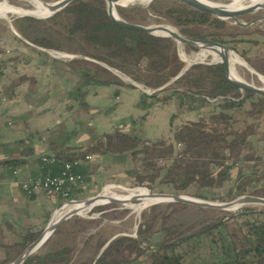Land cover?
Wrapping results in <instances>:
<instances>
[{"label": "trees", "instance_id": "1", "mask_svg": "<svg viewBox=\"0 0 264 264\" xmlns=\"http://www.w3.org/2000/svg\"><path fill=\"white\" fill-rule=\"evenodd\" d=\"M148 9L153 13L167 16L168 19L173 17V23L185 35L215 39L229 44L231 48L237 50L230 43L232 39L227 37L230 34L223 35L224 32L215 31L202 32L195 27V25L201 24L215 27L226 25L224 19L209 12L195 9L177 0H152ZM63 10L71 14L69 31H79L86 41L105 48V55L96 56L97 58L121 69L133 80L142 82L155 90L151 94L142 93L143 98L150 99L151 102L144 104L145 100L142 98L137 104L139 107L146 109L151 107L154 102H165L177 98L179 107L185 105V101L188 100L190 105L189 108L187 107L188 110H192L198 100L209 104L211 101L207 99L216 102L215 107L218 105L220 109L217 112L213 111L211 119L218 122H213L215 125L222 124V128L219 125L216 127L202 124L199 121L187 120L173 130L171 139L167 143L162 140L139 139L134 134L116 132L114 138L106 134L105 147L108 151L125 157L135 156L138 155V151L135 149L144 140L145 146L142 151L144 154H148L151 150L166 149L172 156L176 145L180 144L182 152L177 155L175 152V158L173 156L170 158L172 159L171 164L163 169L165 172L158 185L167 186L169 192L190 193L195 197L207 200L229 201L236 196L250 193L244 186L247 185V182H240L242 179L245 180L246 174H242L241 168H238L237 174L233 176L230 173L232 165L227 164L226 161L228 159L226 151H232L237 145L244 143L250 135V127L243 134L242 132L240 134L233 132L230 128L231 124H229L232 122L233 116L228 114V111L241 109L245 106L246 101L253 106L257 103L253 102V99L257 98V101L261 102L264 99L263 95L239 91L225 78L224 70L218 62L193 63L169 83V80L183 68V61L178 57L175 41L171 37L154 35L141 29L116 24L108 16L104 0H71L63 7ZM118 10L123 17H126L123 9L119 8ZM27 17L36 21V18L32 16ZM17 29L24 34L22 28L17 27ZM249 39L250 37L240 38V40ZM15 40L20 41V38L16 37ZM30 40L40 46L55 47L44 36H36ZM187 46L195 48V45L192 44H187ZM262 50L259 54H264V49ZM239 53L245 56L243 52ZM251 64L256 67L253 63ZM112 81L117 85L124 84V81L117 77ZM172 83L173 85H171ZM128 85L134 87L132 83H128ZM79 90L81 89L76 88L75 92ZM118 93V89H115L113 94L116 96ZM242 110L246 111L244 108ZM201 151L209 154L206 162L199 158ZM72 159L68 157V160L72 161ZM19 162L18 160H9L5 163L12 166ZM43 163L46 169H53L47 173L50 175L58 174L62 169V163L58 158H52V162ZM146 167L150 169L147 170L146 175L139 174L135 170L134 172L128 170L127 173L136 174L135 180L138 183H152L156 174L152 175L150 172L153 171L155 163L148 161ZM251 175L263 180L264 183V170L253 171ZM226 184L229 188L224 186ZM138 190L149 192L145 189ZM78 191V188L73 190L70 197L78 198ZM158 207L157 204L152 205L148 211L143 213V222L138 227L137 237L118 235L113 239L111 237L101 239L97 242V251L111 240L97 258L92 257L88 262L82 261L75 264H131L145 253L152 259L153 264H264V208L256 209L245 206L231 214L241 218L235 230L230 229V225L235 223L234 220L229 222V217L212 216L207 222L204 221L206 223L201 225L197 231L185 233L181 231V235L171 236L173 232L168 230L167 224L175 213L188 208L207 212L210 210L169 202L164 204V211L158 214ZM76 218L79 219V217ZM38 235V233L27 232L23 238L22 249L35 240ZM197 236H201L203 239L201 242L198 241L199 245L202 243L203 250L187 259V254L181 250V247L184 242L191 239L195 243ZM68 252L69 249L62 247L57 250H52L50 247L42 250L39 247L34 253L27 256L22 264H49L55 261H65L68 264L70 262Z\"/></svg>", "mask_w": 264, "mask_h": 264}, {"label": "crops", "instance_id": "2", "mask_svg": "<svg viewBox=\"0 0 264 264\" xmlns=\"http://www.w3.org/2000/svg\"><path fill=\"white\" fill-rule=\"evenodd\" d=\"M14 29L6 25L1 31L7 34L0 36L5 41L4 49L0 48V264L10 263L17 257L23 250L24 235L40 234L51 217L56 216L55 210L62 202L42 193L26 195L16 182L13 170L19 179H27L53 170L45 168L42 157L58 158L60 163L70 161L68 157H71L78 163L77 172L85 177L77 195L88 192L79 197L90 196L110 178L126 177L123 170L126 165L120 159L123 156L105 149V135L113 136L117 132L142 139L164 137L167 132L161 133L162 128L152 121L159 110L157 107H164L169 101L141 108L137 104L144 91L99 60L71 52L72 55H52L15 26ZM16 37L22 41H16ZM116 77L124 84L112 81ZM128 83L134 87L130 88ZM76 88L81 90L75 92ZM115 89L119 91L116 96ZM143 100L144 104L151 102ZM185 111L178 127L184 121H194L196 111ZM171 113L169 125L174 115ZM136 120L149 126L132 128ZM9 160L20 162L8 166L5 162ZM117 187L105 185L101 193L113 192L111 189ZM55 246L56 243L50 249L61 248ZM83 247L81 244L79 248ZM101 249L93 255L94 259ZM89 255L86 252L76 260L74 254H69V264L88 262L85 256ZM142 264L152 263L145 260Z\"/></svg>", "mask_w": 264, "mask_h": 264}, {"label": "rangeland", "instance_id": "3", "mask_svg": "<svg viewBox=\"0 0 264 264\" xmlns=\"http://www.w3.org/2000/svg\"><path fill=\"white\" fill-rule=\"evenodd\" d=\"M3 1H7L6 3L7 6L15 5L29 9L34 8V4L31 0H0V5L4 4ZM44 1H55V0H44ZM151 1L152 0H148L146 3L143 4H131V5L115 2V7L117 6V10L119 8L123 9L122 11L126 17H123V15L119 13V10L118 13L128 21L138 22L142 24L165 23V25L172 26L179 30V28L173 23L174 21L173 17L168 19L169 17L167 18V16L165 17L161 14L153 13L148 9V5ZM208 1L225 2L224 0H215V1L208 0ZM246 1L249 0H226V2H241V3ZM260 15L261 18L259 20L253 21L255 17ZM27 16L29 15L21 16V15H15L9 13L8 14L9 20L4 16H0V36L4 37L5 34H7L2 31H4L6 25L11 24L16 28L17 27L22 28L23 33L25 34V36H27L29 40L30 38L36 36L46 37L48 42L53 44L55 47H45V46L42 47L47 49L53 54H56L57 52H63V53L71 52V53L85 54L93 59L99 60V62H102V64L106 65L107 67H110L119 76L124 77L129 81L133 80L126 72L122 71L117 67L109 65L106 61L96 57V56L105 55L104 47L86 41L81 36V32L79 31L71 32L68 30V26H70V21H71V14L65 12L63 8L58 10L56 14L53 13L48 17L39 18L32 16L36 18V21L30 20ZM263 17H264V11L257 10L255 12L244 13L242 15L237 16L236 18H230V17L221 18L224 19L225 21L226 25L224 27H215L207 24L195 25V27L202 32L215 31V32H224L225 34L223 35L230 34L231 36L227 35V37H230L232 39L231 40L232 42L230 43L233 44L237 50L231 48L229 44L227 45L233 51H235L242 60L247 61L258 72L256 73L252 71L253 73H250L249 70L251 69H248L247 66H241V73L244 74L246 79L251 83H254L256 85H263L262 81H264L263 79L264 54L262 53L259 54L260 52L263 51L262 49H264V20L262 19ZM241 37L243 38L250 37V39L240 40ZM20 41H22V39H20ZM175 44H176V51L178 57L183 61V66H185L187 62L183 59L180 53L187 56L188 55L191 56L192 53L194 54L197 53L199 50H201L197 46H195V48L187 46L186 43H180L175 41ZM4 46H5L4 38L0 37V48L4 49ZM239 52H243L245 56L241 55ZM219 56L207 55L203 59L194 60L190 63L191 64L197 62L215 63L212 61L219 60L221 58V56L220 57ZM245 57H248L247 58L248 60ZM249 61L253 63L256 67H254ZM134 81L139 83L141 87L147 92L155 91L154 89L148 87V85L142 82L136 80ZM171 85H173V83ZM187 101H185V105L179 107L178 99L172 98L167 102V104L164 107H159V106L157 107L159 110H156V117L152 122L158 124L159 127L162 128L161 133L165 131L167 132L166 135L168 136L165 135L164 137L155 140H162L167 143L171 139L169 135H171L172 131L178 127V122L180 120V117H184V115L182 116L183 110H186L185 112L189 111L187 107L189 108L190 105ZM253 102H257V103H255L252 106L250 102L246 101L245 106H243L241 109H238L237 111H232V110L228 111V114L233 116L232 122L229 123L231 124L230 126L231 130L233 132H238L239 134L240 132H242L243 134V132L247 130L248 127H250V133H249L250 135L247 137V139H245L244 143L237 145L232 151L231 150L226 151V157L228 158L226 161L227 164L232 165L230 173L233 176L234 174H237L238 168H241L242 174L244 175L246 174L245 180L242 179L240 182L242 183L245 181L247 182V185L244 186H246L248 193L250 192L249 194L254 196L264 197L262 196L264 193L263 180L258 179L256 176L251 175L253 171L260 172L264 170V99L261 102H258L257 98H255L253 99ZM215 103L216 102L211 101L209 104H207V103H202L198 100L197 104L194 105L192 109L193 111H196L195 112L196 115L193 118V120L199 121L202 124H209L211 126H216V127L219 125V127L222 128L223 127L222 124L215 125L213 124V122H215L214 119H211V114L213 113V111L217 112L220 110L218 107L213 108V106L214 107L216 106L214 105ZM243 108L246 110L245 112L242 110ZM171 112H174V115L171 120V124H170L171 130H170L168 118L169 116L172 115ZM148 126L149 125L145 124L144 122H141V120H136L135 124L132 125V128L134 127L135 129L137 128L143 129V127L147 128ZM139 139H142V137H139ZM228 139H230V137H228ZM144 146L145 144L143 140L142 143L138 145L137 149H135L136 151H138V155L127 156V158L125 156L120 157L122 164L124 162V164L126 165V169L125 168L123 169L125 170L126 177L119 176L116 179L110 178L109 180H107V182H104L102 185H100L97 192H95L92 195L99 193L105 185H114L121 187L122 189L119 187L111 189L112 191L119 193H125V190L127 189H145L150 192L174 193V192H169L167 186L158 185V182L162 180V176L164 175L165 170L163 169H166L171 164L172 159L170 158H172V156L175 158V152L176 155L177 153L182 152L180 151L182 146L176 145L174 154H172V156L169 154V152L166 149L151 150L148 154H144L142 152L144 151L143 150ZM208 155L209 154H207L205 151H201L199 154V158L201 161L206 162L207 159L209 158ZM125 159L127 161H125ZM148 161L155 163V167L153 171L152 172L149 171L152 175L156 174L155 180H153L152 183H143V184L136 182L135 179L137 178V175L129 174L127 172L129 171L134 172L135 170L136 172H139V174L146 175L147 170L149 169L146 167V162ZM224 186L226 187L227 184ZM240 186H238V189H240L239 188ZM227 188H229V186H227ZM86 193L88 192L85 193L82 192V194H80L79 196H84ZM178 194L193 196L190 193H183V192H180ZM128 198L129 197H125L124 199L125 201H123L125 204H122L123 202L122 203L106 202L107 199L104 200L101 199V201H99L100 203H102L100 204V206H95L89 210L82 211L80 213L81 215L71 216L61 225H59L56 231H54L50 235V237L45 241V243L40 248H42V250H45V248L52 247L53 244L56 243L55 247L57 248L62 247L69 249V252L67 254L68 255L74 254L76 260L82 258L83 255L86 254V252L90 254L89 256H85L86 259H90L91 256L93 257V255L97 252L96 245L98 241L105 238H110V237L113 238L114 236H118V235H128L131 237H137L138 227L143 222V218H142L143 213L145 211H148L152 205L157 204V206H159L157 208V211L158 214H160L164 211L163 210L164 204L169 203V202L160 201L159 203H155L152 205H148L150 204L148 203L146 204L147 206L144 205L138 208L139 204L141 203V200L140 199L132 200L131 202H129L130 199ZM211 201L226 202L219 200H211ZM63 202L64 201H62L61 204ZM173 203L182 205L179 202H173ZM185 205L188 207H197L187 204ZM245 206L254 207L256 209L264 208L263 204L262 205L248 204V205H243L242 207ZM242 207L234 210L204 208L207 210L209 209L210 210L209 212L199 211L194 208H188L185 210L183 209L182 211H179L173 215V217L170 219V221L167 224V228L168 230L173 232L171 236L181 235L180 234L181 231H184V233L187 231L190 232L197 231L198 228L204 223H206L208 219L211 218L212 216L214 217L225 216V217H229V222H233L234 220L235 223L234 224L232 223L230 225V229L235 230L238 224L240 223L241 218H237L231 214L237 212ZM74 216L79 217V219H77ZM198 241L200 242L203 241L201 236L196 237L195 243L192 242V239L184 242V245L181 247V250H183V252L187 254V259H190L194 254L198 252L199 253L202 252L203 250L201 247L202 243H200L201 245H199ZM94 242H96L95 245ZM81 244H84V247L82 249L79 248ZM66 245L70 248H68ZM76 245L78 246L75 247ZM146 254L147 253H145V255H142L139 259H137L136 262L131 264H142L143 262H145V260H148L152 263V259L148 257V254L147 255ZM128 256H130V254H128ZM186 262L189 263V261L187 260ZM8 264H11V262ZM49 264H66V263L65 261H55Z\"/></svg>", "mask_w": 264, "mask_h": 264}, {"label": "water", "instance_id": "4", "mask_svg": "<svg viewBox=\"0 0 264 264\" xmlns=\"http://www.w3.org/2000/svg\"><path fill=\"white\" fill-rule=\"evenodd\" d=\"M37 1L42 6H44L47 10H50L49 13H39V12H35L29 8H23V7L12 5V7H8L4 10V17L8 18V20H9V17H8L9 13L15 14V15H21V16L22 15H29V16L39 17V18L48 17L51 14L62 9L71 0H55V1L37 0ZM104 1H105V6H106L108 16L110 17V19L112 21H114L116 24H118L120 26L128 27V28L141 29V30H144L148 33L154 34V35L170 36L175 41L180 42V43L192 44V45H195L197 47L207 46V47H212V48L216 49L219 52V54L221 55V58L217 61H212V62H215V63L218 62L221 64V66L224 70L225 78L231 84H233L234 87H236L241 92L242 91H249V92H252L254 94L264 96V81H262L263 85H256V84L251 83L249 81L240 79L239 77H236L233 75L229 76L226 74V70L228 68V61H227L226 53H227V51H233L227 44H225L221 41L215 40V39H211V38L192 37V36L184 35L178 29L173 30V29L167 27L165 25V23L142 24V23H138V22L128 21V20L124 19L118 13L117 6L115 7V5H113V2H115L117 0H104ZM179 1L185 3L186 5H188L190 7L209 12V13H211L217 17H220V18H228V17L236 18L237 16L242 15V14L247 13V12H255V9H259V10L264 11V0L253 1L250 3L244 4L242 6H239V7L232 6L230 4V2L225 3L222 1H216V2H205L202 0H179ZM221 12H224V14H222ZM260 18H261V15L255 17L253 21L259 20ZM9 25L15 31L14 26L11 24H9ZM157 29L165 30V33H155V30H157ZM64 53L72 55L71 53H67V52H64ZM243 61L249 69H252L256 73H258L247 61H245V60H243ZM190 64L191 63H187L185 66H183V68L180 70V72L176 76H174L172 79H170L169 82L172 81L173 79H175L181 73H183L184 70L187 69ZM131 82H133L135 85H137V87L140 88L141 90H143L145 93H147V94L152 93V92H147L146 90H144L141 87V85L139 83L135 82L134 80H131ZM99 193H97L95 195L87 196L84 198H72V199L66 200L61 205H59L57 207V209L59 207H61L67 201L69 202V201H75V200L89 199V198H93V197L97 196ZM150 193L159 194V195H162L164 197L174 198V199L162 200L163 202H175L176 201V202H179L181 204H187V205L203 207V208L225 209L226 207H228V205L232 204L235 200L239 201V204L235 207V209H238V208L242 207L243 205H248V204H254V203L261 204V205L264 204V197L254 196L251 194H242V195H239L238 197H236L232 200L226 201V202H214L211 200L193 197V196L185 195V194H178V193H164V192H150ZM181 197L182 198L191 197L193 200H197L199 202L196 203V202L184 201V199H179ZM132 200H139V199L133 198V199H130L129 202H131ZM155 203H159V201L150 203L148 205H152ZM122 204H124V203H122ZM95 206H100V204L93 205L89 209H91ZM71 216H73V215L64 216L59 222L60 225L64 221H66L68 218H70ZM51 219H52V217H51ZM51 219L49 220V222L47 223V225L43 229V231L37 236V238L35 240H33L30 244H28L20 252V254L11 262V264H22L23 261L27 258V256L34 253L39 247H41L45 243V241L51 235V234L44 235L45 229L47 228ZM113 238H111V239H113ZM109 241H107L103 245L102 249L100 250V253L107 246Z\"/></svg>", "mask_w": 264, "mask_h": 264}, {"label": "bare ground", "instance_id": "5", "mask_svg": "<svg viewBox=\"0 0 264 264\" xmlns=\"http://www.w3.org/2000/svg\"><path fill=\"white\" fill-rule=\"evenodd\" d=\"M31 1L34 4V8L31 10H33L35 12H39V13H49L50 10H47L37 0H31ZM147 1L148 0H117L115 2H120V3L131 5V4H143V3H146ZM202 1L211 2L208 0H202ZM224 1H225V3H229V2H226V0H224ZM253 1H259V0H249V1H246L243 3H241V2H230V4L232 6L239 7V6H242L244 4H247V3H250ZM3 2H4V4L0 5V16H4V10L6 8L12 7V6L6 5L7 1H3ZM115 2H113V5H115ZM257 10H259V9H255V11H257ZM221 13L224 14V12H221ZM262 19L264 20V17ZM166 26L173 29V30H177L176 28H174L172 26H169V25H166ZM155 33H165V30L157 29V30H155ZM198 48L201 50H199L197 53H194V54L192 53L191 56L190 55L187 56V55H184L182 53H180V54L187 63H190L194 60L203 59L207 55H210V56H213V55L219 56L220 55L219 52L212 47L200 46ZM61 55H68V54L61 53ZM226 57H227V61H228V68L226 70V74L229 76L233 75V76L239 77L240 79L248 81L246 79L245 75L241 73V66H246L244 61L234 51H227ZM249 71H250V73H253L252 69ZM101 191H102V189H101ZM101 191L97 196H95L93 198L65 202L61 207H59L55 211L56 216L54 215V217H52L50 223L48 224L47 228L45 229L44 235L51 234L54 231V229L60 224L59 222L64 216H66V215H80V213L82 211L89 210V208L91 206L97 205V204H102L99 202V201H101V199H103V200L107 199L106 202H121L122 203L123 201H125L124 200L125 197H129L128 199L138 198L141 200V203L139 204L138 208H140L141 206H144L148 203H152V202H156V201L160 202L162 200H168V199H174V198L164 197V196L159 195V194H153V193H150V191L148 193L142 192L138 189H127V190H125V193H119V192H115V191L101 193ZM179 199H184V201H190V202H196V203L199 202L197 200H193L191 197H184V198L181 197ZM126 203H127V201H126ZM238 204H239V201L235 200L232 204L228 205V207H226L225 209L234 210ZM254 204H256V203H254ZM63 212H65V213L62 214V216L57 217L58 214H61Z\"/></svg>", "mask_w": 264, "mask_h": 264}, {"label": "built area", "instance_id": "6", "mask_svg": "<svg viewBox=\"0 0 264 264\" xmlns=\"http://www.w3.org/2000/svg\"><path fill=\"white\" fill-rule=\"evenodd\" d=\"M49 53H51L49 51ZM63 52H57L56 54L51 53L55 56H65L61 55ZM151 92V91H150ZM212 101V99H207ZM180 146V144H178ZM90 158V156H86ZM43 162H49L52 160L49 157H42ZM62 169L58 174H40L27 179H19L17 176V171L13 170L12 173L16 178V182L20 185L23 192L32 196L38 193H42L49 197H57L66 201L72 199L70 197L73 190L80 187L85 182V177L83 174L74 170L75 166L78 164L77 161H62Z\"/></svg>", "mask_w": 264, "mask_h": 264}]
</instances>
